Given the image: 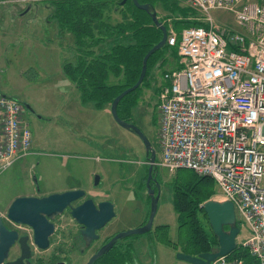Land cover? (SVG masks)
Segmentation results:
<instances>
[{
  "label": "rangeland",
  "instance_id": "obj_1",
  "mask_svg": "<svg viewBox=\"0 0 264 264\" xmlns=\"http://www.w3.org/2000/svg\"><path fill=\"white\" fill-rule=\"evenodd\" d=\"M37 5L28 13L26 6L22 12L26 14L22 22L29 27L26 34L30 36L31 44L25 43L27 39L24 37L22 43L9 45V40L4 39L5 31L0 30V93L29 105L36 113L34 116L25 114L32 134L33 153L0 173V219H6L7 209L17 197H42L77 186L89 190V194L97 198H106L115 203L119 213L121 208L118 197H121L122 204L127 201L126 197L131 200L129 190H136L132 184L135 181L143 183L146 176L147 166L142 165L145 161L143 143L139 137L113 121L110 107L96 110L92 103H82L75 84L62 72L64 64L74 60L73 36L58 30L55 23H47L46 17L49 14L46 8L41 2ZM154 8L159 20L174 28L180 22L197 23L201 17V13L186 0H157ZM109 15L112 23L120 20L117 13ZM212 15L224 26L235 28L230 14L214 10ZM11 25L5 24L7 32H10ZM165 59L166 63L173 61L175 54L167 51ZM166 63L160 71L166 67ZM23 67L28 68L22 73ZM147 81L139 105L133 111L132 123L152 143L158 161V81L149 78ZM101 148L109 149L105 151ZM96 156L102 159L96 160ZM157 169L161 194L153 229L149 233L122 240L120 249L133 243L135 250H138L136 244L139 251L144 253L138 259L139 264H190L178 260L177 252L172 254L169 246L155 244L153 248L149 247V239L165 235L163 229L154 232V227L158 225L169 226L168 237L177 240L173 185L176 182L185 183L184 175L188 173L186 170L170 173L165 168ZM95 175L100 177L97 186L93 185ZM208 189L216 192L210 199L220 201L213 180H205L196 187L201 194ZM189 194L192 198L197 196L196 191ZM138 196L143 202L140 204V213H135L133 207L136 204L131 200L133 207L128 204L122 214L118 215L119 218L109 225L112 224L118 231L138 228L141 213L145 219L150 210L149 198L140 192ZM198 217L206 226L204 215L199 212ZM68 221L69 218L65 216L60 219L57 224L58 235L54 237L53 243L64 245L60 235ZM247 236L248 231L242 226L236 239L237 245H242Z\"/></svg>",
  "mask_w": 264,
  "mask_h": 264
},
{
  "label": "built area",
  "instance_id": "obj_2",
  "mask_svg": "<svg viewBox=\"0 0 264 264\" xmlns=\"http://www.w3.org/2000/svg\"><path fill=\"white\" fill-rule=\"evenodd\" d=\"M201 26L177 32L180 68L157 94V168L208 177L248 231L242 245L264 264V0H186ZM232 16L226 27L212 11ZM33 153L22 102L0 94V173ZM237 217V216H236ZM210 264H243L218 257Z\"/></svg>",
  "mask_w": 264,
  "mask_h": 264
},
{
  "label": "trees",
  "instance_id": "obj_3",
  "mask_svg": "<svg viewBox=\"0 0 264 264\" xmlns=\"http://www.w3.org/2000/svg\"><path fill=\"white\" fill-rule=\"evenodd\" d=\"M53 0L55 9L54 20L63 32L73 36L74 60L63 66V74L72 81L80 94L82 103H92L96 110L110 106L112 101L127 88L133 86L141 72L145 54L162 38L150 15L136 8L132 0ZM157 0H138L140 4L155 6ZM110 13H117L120 20L111 22ZM160 21V20H159ZM168 29V25L164 23ZM201 26L199 22H180L175 30ZM176 48L164 46L155 52L147 62V71L140 87L126 95L118 103V116L132 122L134 109L139 105L142 91L148 78L155 80L154 73L166 63L165 53ZM159 88L157 90V94ZM152 144V143H151ZM147 169V168H146ZM185 183H174L173 207L177 213V240L168 237L169 226L156 227L163 229L165 235L159 241L174 249L192 256L214 251L218 246L213 235L202 204L216 194L208 189L203 194L196 190L197 185L208 180V177L197 176L193 171L186 170ZM147 176V174H146ZM144 177V179L146 178ZM212 180V179H211ZM184 181V180H183ZM214 182V181H213ZM196 191V198L190 192ZM202 213L206 219L205 226L198 217ZM243 224L238 219L237 227ZM229 227H225L228 230ZM167 233V235H166ZM131 245L128 250L118 253L116 257L105 256L95 264H132L137 261ZM230 259H239L243 264H258L243 245L228 255ZM137 263V262H135Z\"/></svg>",
  "mask_w": 264,
  "mask_h": 264
},
{
  "label": "water",
  "instance_id": "obj_4",
  "mask_svg": "<svg viewBox=\"0 0 264 264\" xmlns=\"http://www.w3.org/2000/svg\"><path fill=\"white\" fill-rule=\"evenodd\" d=\"M125 2L126 0H123L122 4ZM132 3L136 8L145 11L150 15L153 24L160 29L162 38L145 54L142 60L141 72L136 83L115 97L110 105V111L115 123L139 137L143 143L148 162L146 188L150 198V210L147 222L144 225L116 234L89 259L87 264H94L100 257L109 252V250L118 241L130 236L142 235L151 231L161 194L160 184L153 176V173L157 170L155 166L156 150L153 148L151 142L141 129H139L132 122L122 120L117 113L118 103L126 95L134 92L140 87L146 75L148 59L155 52L165 46L167 39V28L164 23L159 21L155 8L149 3L140 4L138 0H132ZM26 107H28V105H26ZM99 179V175H96L94 178L95 186L99 184ZM34 181L37 184L36 178ZM151 181L155 183V188H152L150 185ZM83 196L84 191L77 189L61 193H53L43 197H17L9 205L6 218L15 224L30 226L34 231L35 244H37L41 249H45L48 246L47 239L52 234L54 228V225L49 222V219H53L61 215L65 208L70 207L71 218L83 226V238H91L92 240L96 238V236H94V231L103 228L106 223L115 217L116 213L114 211V205L109 201L99 203L98 208L95 207L93 201L90 199L85 200L77 207L71 206L73 202L78 201ZM202 209L207 217L208 224L213 235L217 238L218 247L214 251L201 253L197 256L177 252L176 258L178 260L185 261L190 264H210L218 257L228 256L237 247L236 239L240 229L237 227V218L233 203L230 201H217L210 199L202 204ZM226 226L229 227L228 230H225ZM13 238H15V232L7 230L3 224V220L0 219V264H22L24 256H28V249L25 242L26 238L22 237L23 239L21 238L20 242L23 250L25 249L27 252L15 261L4 262L8 256L9 247L14 241Z\"/></svg>",
  "mask_w": 264,
  "mask_h": 264
},
{
  "label": "flooded vegetation",
  "instance_id": "obj_5",
  "mask_svg": "<svg viewBox=\"0 0 264 264\" xmlns=\"http://www.w3.org/2000/svg\"><path fill=\"white\" fill-rule=\"evenodd\" d=\"M22 105H23L24 116H26L27 114L33 115V116L36 115V113L32 110V108L29 105H28V107H26L27 104L22 103ZM95 158H96V160L102 159V158L97 157V156ZM142 165H144L145 167L147 166V170H148V162H147V156L146 155H145V161H143ZM146 174H147V172H146ZM158 175H159V170L157 169L153 173V176L157 179V181H158ZM95 176H94V178H95ZM146 180H147V176L143 180V183L142 182L140 183V181H138V182L135 181L132 184L133 187L137 191L136 190H129L131 192V200H134V202L136 204L135 207H133L136 214L140 213V204L142 202V200L138 196V193L139 192L143 193V194H145L146 198H149L148 191L146 188ZM93 182H94V180H93ZM150 185L152 186V188H155L154 182L151 181ZM35 187H37V186L35 185ZM77 189L83 190L84 196L81 199H79L78 201L73 202L71 204L72 207H77L79 204H81L85 200H89V199L93 201V204L95 205L96 208H98L99 203H101L103 201H109L106 198L105 199L102 197L97 198L94 194H92V195L89 194V190H87L81 186L70 187V188H68V190H64L61 192H65V191H69V190H77ZM61 192H57V193H61ZM131 200H129V203L133 205ZM149 200H150V198H149ZM109 202H111V201H109ZM112 204L114 205V211L116 213L115 217H113L108 223H106L103 228H101L99 230H95L94 236H96V238L92 239V240H91V238H89V239L83 238V236H82L83 226L78 224L77 222H75V220H73L71 218V215H70L71 208L70 207L65 208L61 215H59L53 219H49V222L54 225V228H53L52 234L47 239L48 246L45 249H41L37 244H35L34 231L30 226L15 224L13 222H10L7 218L4 220L2 219L5 228L9 231L15 232V238H13L14 241L12 242L11 246L9 247L8 256L4 262L6 263V262L15 261V260L19 259L20 257H22L23 254L27 252V251H25V249L23 250L22 244L20 242V239L22 237H24V238H26L25 242H26L27 249H28V253H27L28 256H24V258L22 259V264H87L89 259L95 253H97V251L101 247H103L105 244H107L116 234H118L120 232H124L121 230L118 231L117 228L113 227L112 224L109 225L115 219L119 218L118 217L119 214H122L121 211L119 213H117V210H116V208H118L117 205H115V203H112ZM126 204H127V202L125 201L124 205L122 206L123 210L126 208L125 207ZM63 216H65L66 218H69V221L67 222L66 226L64 227V229L62 231V234L60 235V237H62V242L64 243V245H62V243L61 244H55V243H53V240H54V237L56 235H58L57 224ZM147 219H148V216L142 222H140L139 225L140 226L144 225L147 222ZM108 226H111V227L109 228ZM151 231H149V232H151ZM155 231L156 230L154 227V232ZM122 240H124V239H122ZM122 240L118 241L109 250V252L104 254L98 260H102V258H104L105 256H108V255L116 257L118 253H121L122 251L128 250L129 245L134 247L132 245V243H130V244L128 243V245L124 246V249L121 250L120 249V247H121L120 242ZM133 249L135 251L134 254L136 255L135 259L138 260L139 257H141V255H143L144 253L139 252L138 250H135V247ZM57 257H59L60 259H57ZM136 264H138V263H136Z\"/></svg>",
  "mask_w": 264,
  "mask_h": 264
},
{
  "label": "crops",
  "instance_id": "obj_6",
  "mask_svg": "<svg viewBox=\"0 0 264 264\" xmlns=\"http://www.w3.org/2000/svg\"><path fill=\"white\" fill-rule=\"evenodd\" d=\"M53 0H0V30H4L5 31V34H4V39L6 41L9 40V45L12 44V45H17V42L18 43H22L24 41V37H26L27 41L25 43L27 44H31L29 43V40L31 39L29 35H27L26 33L29 32V27L27 25H25L23 22H22V19L25 17V13H22L24 11V8L27 6V13L34 7H38V3L41 2L43 3V6L46 8L47 10V13L49 14L47 17H46V21H48L47 23L49 24H53L55 23V26L56 28L58 29L57 27V24L54 20V15H55V9L53 7V5L51 4ZM1 6H6V8H1ZM21 12V14H20ZM45 17V16H44ZM9 23H11V28H10V32H7V29L5 27V24L9 25ZM28 27V29L26 31H24L26 28ZM59 30V29H58ZM58 32V31H57ZM65 32V31H64ZM65 33H69V32H65ZM73 40V39H72ZM2 42V41H1ZM175 54V59L173 61H168L166 63V67L163 69V70H159L157 69L154 73V77H155V80L158 81V88H160V85H162L164 83L163 81V73H166V72H171V71H175L177 69L180 68V62H179V57L177 55V51L176 53L173 52ZM1 65V64H0ZM28 67H23V70L22 73L27 69ZM1 71V70H0ZM28 71V70H27ZM93 105V104H92ZM94 107V105H93ZM110 106H105L103 109L105 108H108ZM95 109V108H94ZM101 109V110H103ZM106 110V109H105ZM113 119V118H112ZM114 121V120H113ZM103 147V145L101 146ZM98 148V147H97ZM96 149V148H95ZM101 149H104V148H101ZM109 148H105L104 150H108ZM114 149H118L117 147H114ZM127 198V204L126 206L129 204L133 207L132 204L129 203V200H130V197H126ZM118 200H119V204H120V207H121V213L123 212V209H122V206L124 204H122V199L121 197H118ZM125 206V207H126ZM143 213H141L139 219H140V222H142L144 219V216L142 215ZM161 226H164V225H158L156 227H161ZM155 227V228H156ZM159 231L156 230L155 232ZM157 244L159 246L163 245L159 239L156 237L154 239H149V247L153 248V246ZM132 245L134 246V244L132 243ZM136 248L138 249L139 251V247L135 244ZM171 248V247H170ZM172 254H174L176 251L174 249H172ZM140 252V251H139ZM143 253V252H142ZM141 258V257H139ZM138 264H139V261L137 260L136 261Z\"/></svg>",
  "mask_w": 264,
  "mask_h": 264
},
{
  "label": "bare ground",
  "instance_id": "obj_7",
  "mask_svg": "<svg viewBox=\"0 0 264 264\" xmlns=\"http://www.w3.org/2000/svg\"><path fill=\"white\" fill-rule=\"evenodd\" d=\"M161 21V20H160Z\"/></svg>",
  "mask_w": 264,
  "mask_h": 264
}]
</instances>
